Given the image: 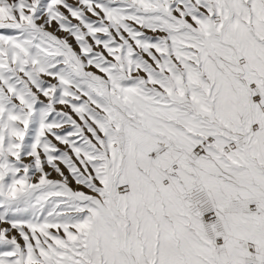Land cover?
I'll use <instances>...</instances> for the list:
<instances>
[{"label":"snow or ice","instance_id":"obj_1","mask_svg":"<svg viewBox=\"0 0 264 264\" xmlns=\"http://www.w3.org/2000/svg\"><path fill=\"white\" fill-rule=\"evenodd\" d=\"M0 264H264V0H0Z\"/></svg>","mask_w":264,"mask_h":264}]
</instances>
